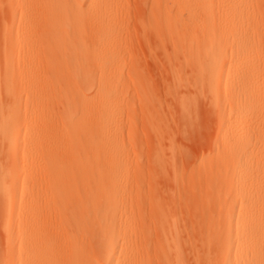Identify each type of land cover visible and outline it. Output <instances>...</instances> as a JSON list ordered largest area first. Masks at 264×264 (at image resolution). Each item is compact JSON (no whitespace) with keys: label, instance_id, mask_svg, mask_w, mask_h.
I'll use <instances>...</instances> for the list:
<instances>
[{"label":"bare ground","instance_id":"bare-ground-1","mask_svg":"<svg viewBox=\"0 0 264 264\" xmlns=\"http://www.w3.org/2000/svg\"><path fill=\"white\" fill-rule=\"evenodd\" d=\"M151 1L152 18L159 23L149 24L148 10L144 28L149 31L153 23L159 29L163 23L170 30V40L165 27L160 36L152 30L160 42L169 40L164 54L160 42L155 48L175 79L166 92L177 98L181 86L192 90L177 99L180 107L174 103L183 119L206 96L217 129L211 149L205 145L207 153L188 165L183 159L188 149L184 154L181 144H173L165 152L161 132L160 140L153 135L158 144L149 137L156 146L148 161L151 209L146 224L138 219L133 225L140 185L127 175L143 171L120 131L128 102L118 0H6L8 21L0 39V242L5 251L0 263L144 264L149 258L150 264H187L189 253L197 264H264V42L251 28L256 1L169 0L178 17L190 16L189 41L173 31L180 17L176 23L168 0ZM179 63L189 70L186 76ZM135 66L137 76L142 69ZM139 81L134 92L146 106L143 116L152 123L150 130H158L164 126L155 108L159 97H152L151 85L148 95L147 82ZM163 175L173 186L171 201L155 193L154 183Z\"/></svg>","mask_w":264,"mask_h":264},{"label":"rangeland","instance_id":"rangeland-1","mask_svg":"<svg viewBox=\"0 0 264 264\" xmlns=\"http://www.w3.org/2000/svg\"><path fill=\"white\" fill-rule=\"evenodd\" d=\"M254 1H256V2H254V7H253V10L251 11V14L253 15V16L251 15V19L253 21L252 22V25H251V28L254 29V27H255V29L254 30L251 29V28L250 29L253 30V32H255L258 35L257 37H260L262 39V42H264L263 41V38H264L263 37V35H264V0H260L259 3L257 2L258 0H254ZM5 2H6V0H0V39L2 37L3 27H4L5 23H7L6 20L8 21L7 6H6ZM118 3H119L118 4L119 5V11H118L119 14H117V18L118 19L119 18L121 19V20L120 19L118 20L119 27L121 28L120 29L121 33L119 32L121 34V36H119V38H120V40H122V41H124L126 43L125 44V48L127 47L126 48L127 49L126 50V54L122 56L124 58V61H123L122 64L124 65L123 66L124 67L123 68V73H124V76L125 77H124V81L123 82L125 84L124 85V88H125V91H126L125 92L126 93V96H127L126 99H127V102H128L127 109L125 108V112H124V118H123L124 120H123L122 124L120 125V131L123 132L124 135L126 136V139H125V142H124V146L128 150H131V151H135L136 152L137 156L140 159V162H141V165H142V171H143V173L140 174V172L132 171L131 170L128 173V175H127L128 176L127 177L128 178L127 180H129V182H133V184L140 185L139 193L141 195V199L139 200L140 202L138 204V206L140 205V207H138L139 208L138 209L137 206H136V204H134L133 217H134V220L136 222H134L133 225H135L138 222V219H141L142 222L144 224H146L147 221H148L149 213H150L149 209H151L150 208V201L148 200V197L150 196V193L152 191L151 190L152 188L150 189V187L148 185V182L150 181V178H148L149 177V172L151 171V169H149V166H148L149 165V162L148 161H149V159H150V157H151V155L153 153V150L155 149L154 147H156V146H152L149 137H151L152 138L151 139L152 142H154L155 139L158 138V137L161 139V136L159 135L160 132H161L162 138H164L163 139V142L159 138H158V140H160L159 142H161L162 147L165 146L164 147L165 152H166V150H169L171 146L172 147H175L177 144H181V147L182 148L179 147L180 145H177V146L181 149L180 152H182V153H184V151H186V149H188L189 151L188 152L186 151V152H187V155H189V153H190V155L189 156H187V155L184 156L183 155L184 164L186 163V165H188L189 163H192L194 160L199 159V157H201L203 155V153H207V151L211 149L212 141H213L214 136H215L214 133L216 132L215 129H217V127H216L217 126L216 111H215L214 107L210 106L209 105L210 103L208 101H206V98L207 97L206 96L204 97V95L201 94V95H203L204 98L200 95L201 97H199V98L201 100L199 98L197 99V102H198V100L200 102V104L199 103L197 104V105H199V106H197V109L198 110L196 108L193 109V110L191 109V113L193 115L188 113L191 117L192 116L196 117V118H194V117L192 118V121H194V122H192L191 119H189L190 116H188L186 119H183L182 118L181 108H178V106L176 104L174 105V103H177L178 104L177 99L179 97H181V96L186 97V96L191 95V93H192L191 91L192 90L189 91L190 88L187 87V89H186L187 92H184L185 91L184 89L186 87L181 86V87H183V89L180 88V90H177L176 91L177 98L174 95L175 93L174 94L171 93V95H168V93H167V92H169V89H170V87H169V89L167 90L168 85L171 86V85H173L175 83L174 82L175 79L173 81L172 80L173 78H171L172 75L170 74V72H169L170 70L167 67L168 64L167 65H164V59H165V57L162 55V52H161V51H163V54H164L165 53V49L164 48H166V51L169 49L167 47V45H169V44L166 43L167 41L170 40L169 37H168V33L166 32V31L169 30V28L167 27L168 28V30H167V28L164 26L166 24H163V23L161 25L158 24V25H160L159 26V29L162 28V27H165L164 28V31L167 34L164 32V35H166L165 37H168L166 39H169V40H166L165 37H164V40H166V41L163 42V40H161V42H163V44H165V45H163V44L161 45V42H160V39L161 38L158 37L157 39L159 41H157V39L155 38L156 37L155 35H157L159 33H162L163 34V31H161L158 28H156L158 26H156V27L154 26L155 23L157 25V23H159V22L158 21L155 22L156 19L155 20L153 19L155 16L152 18V13H151V10H150L151 9L150 7L152 5V1L151 0H124V1L123 0L122 1L121 0H118ZM168 3H170V4H168ZM171 4H172V2H169V0H168L167 1V6L170 7V11L172 13V18L174 19V17H175L174 20H175L176 23H178L177 22V18L180 17V21H179L180 22V25L178 24L179 25V27H178L177 24H175L177 28L176 27H173L174 28L173 31L174 32L180 31L181 33L183 32L182 35L186 36L187 37L186 40L189 41L191 39V36H190L191 35V31H190V28L187 27L188 24L186 25V23H188L189 22V19H190V18H188L189 15L187 13L188 16H186V12H184L183 13L184 15L182 14L183 16L181 15V16L178 17L176 15V8L173 6V4L172 5ZM147 5H149V7ZM122 6H124V7L122 8ZM148 10H149V13H150L149 15L151 16V17L149 16L150 19H148V22L150 24L152 22V19H153L154 25L152 23L150 25V28H149L150 30L149 31H146L148 29H146L144 27H147V26L149 27V24L147 23V19H146L148 17V15H147L148 14ZM253 11H254V13H252ZM254 18H256L257 20H259L261 23H259V21L256 22L257 21L256 19L254 21ZM174 20H172V21H174ZM187 20H188V22H186ZM183 22H185V24ZM255 22H256V24H255ZM122 23H123V25H122ZM216 23H218V22H216ZM146 24H147V26H146ZM253 25H256V26H253ZM260 25H261V27H260ZM151 26L154 29H151L152 28ZM173 26H174V24H173ZM181 26H183V29L181 28ZM185 26H186V30L184 29ZM155 29H158L159 30L158 33L156 32L157 30H155ZM258 29H260V30H258ZM122 30H124V31H122ZM152 30H154L155 35H154V33H153ZM171 32H172V30H171ZM185 32H186V34H185ZM258 32H261V35H259L260 33L258 34ZM159 36H160V34H159ZM186 37H184V39ZM157 43H159L158 44L159 45V47H158L159 49L163 48V50L161 49V51L160 50L159 51L161 52L160 54L164 57V59L162 58L161 55H159V53H158L159 51L156 52V49L155 48H157L156 47L157 46ZM152 48L154 50V55L156 54L155 57H159L158 58V61H155L157 59H155L154 55L152 54L153 52H150V51H153ZM158 48H157V50H158ZM263 48H264V45H263ZM263 51H264V49H262V55H264L263 54L264 53ZM150 55H152V58H151ZM162 59H163V63H162ZM160 61H161L162 65H163V68L161 66ZM165 62H166V60H165ZM137 64L142 69V73H140L141 72L140 71L141 69L139 67L137 68V66H135ZM132 65L135 66L138 69V71H140L139 72L140 75H143V73H144V75H143L144 77L143 76H138L139 73L137 74V76L134 73H132V70H131L132 67H133ZM178 69L180 71V74L182 73L184 76H186V74H188V72H189V70H187L186 67H184L183 65H181V63L178 64ZM133 75H134V77H133ZM140 77H142L147 82V85L144 86V84H146V83H143L144 80L141 81L142 78H140ZM137 78L143 83V86L145 87V90H146L145 92L146 93L147 92L149 93L148 95L151 94L150 92H152L153 94L156 92V94L152 95V97H154V96H156L157 98L159 97L158 99L155 98V101L157 99L158 100L157 102H159V105L158 106L155 105V108L158 110V112L160 111L159 114L163 117L162 118L163 121L161 123H159V122L158 123L161 124V125H164L165 126V130L162 129V127H164V126H162L161 128H159L158 130L153 129V128H155V127H153V125H152V127H153L152 130H150V127H151V124L152 123L150 122V124L148 125V121L146 122V119L143 116V113L145 111V110L143 111V107L146 109V106H144V102H143L142 98L136 95L137 92H134V91H136L135 83H136V81L137 82L139 81V80H136ZM140 81H139V83H140ZM150 85L153 86L154 89L155 88L156 89L154 90L153 87H152V89L150 87H148ZM164 86H165V88H164ZM147 87L149 88L150 92L148 91V88ZM157 87H159V88H157ZM165 89L167 90V92H166ZM157 91H159V92H157ZM161 91H162V93H161ZM178 91H180V92H178ZM177 93H179L180 95L178 96ZM186 93H188L189 95H187ZM165 94H166V96H165ZM172 94L174 96H172ZM181 94H184V95H181ZM138 98H140V100H142L143 106H142V103H140V100ZM174 98L176 99V102H175V99ZM202 98L204 99L203 100L204 101L203 103H202ZM205 102H207V103H205ZM201 103H202V105H201ZM201 106L203 108L205 107L204 110H202L200 108ZM179 107H180V105H179ZM161 109H163V110H161ZM157 110L155 111V113L157 112ZM161 111H162V113H161ZM192 111H194V113L196 111L197 114H194ZM146 112H147V109L145 111V114H147ZM178 112H179V114H178ZM206 112L208 113V116H207V113ZM130 113H131V118L129 116ZM263 113H264V111H262V113L260 114L261 117H262ZM210 114H212V115H210ZM160 115H158V116H160ZM180 115H181V119H180ZM201 116H203V117L201 118ZM260 116H259V119H263L264 118V115H263V118H261ZM166 117H168V118H166ZM146 118H147V120L150 119L149 121H152L153 120V118L151 120V118H148V116ZM214 118H215V120H214ZM154 119L157 122L156 119H160V118H157V116H156V117H154ZM184 120L185 121L186 120H190V121H186V123H184L185 122ZM200 121H202V122H200ZM158 123L155 124V122H153V124L156 125V127H157V125H159ZM194 123L196 124V127L194 126L195 125ZM199 123H202L201 126H199L200 125ZM129 124H131V125H129ZM214 124L216 125L215 126L216 128L214 127ZM184 125L187 126L185 128H188V129H185L184 128ZM130 126H131V128H130ZM167 129H169L170 132H168ZM188 130H189V132H188ZM186 132L189 133V135ZM193 132H195V133H193ZM155 134H158V135H156L157 137L156 136H153ZM167 134H168V136H167ZM129 135L133 137V141L134 142H132V141L130 142L128 140V139L132 140ZM163 135L165 137H163ZM168 137L169 138L170 137L172 138V139H169V141H168L169 142V145H168V142H164V141L168 140ZM175 137L178 138V139H176ZM173 138L176 139L175 141L178 140V142L175 143L173 141ZM191 138H194L195 142ZM197 138H199V140ZM180 139H182L183 141H181ZM204 139L205 140L207 139L208 141L207 140L205 141ZM190 140H192L193 142L191 141L192 142L191 143ZM201 141H204L205 143L203 144ZM163 143H166L167 146H169V147H167L166 144H163ZM155 144H158L157 139H156V142L153 145H155ZM173 144L175 146H173ZM197 144H198V146H197ZM205 145H206V147L209 146V149L207 148L208 150L206 149ZM178 147L176 148L177 150L179 149ZM183 147L185 148V150L183 149ZM202 147H203V152L201 153ZM186 152L184 154H186ZM167 153H169V151ZM197 155H199V156L197 157ZM192 159H194V160L192 161ZM190 161H192V162H190ZM163 177H164V179L165 178L170 179L167 175L166 176L163 175ZM164 179L163 178L160 179L159 181H157L158 183L155 182L154 183L155 184L154 186H156V187H154V188H156V190L154 188L153 189L156 191L155 193L157 195H159V197H163L162 195L164 194V198H166V197H168V193L170 194V192H172L171 190H172V187L173 186L171 187L172 184L169 183L171 180L169 181V180L165 179V180H167V182H166V181H164ZM162 180H163V183H162ZM160 182H161V184H160ZM158 184H160V185H158ZM168 184H170V185H168ZM166 185L168 187H170L169 188L170 190H168V188H166L167 187ZM159 188L160 189L162 188L161 189L162 193H160V189ZM164 190H165L166 194L164 193ZM148 201H149V204H148ZM166 201H171V198H169V199L166 198ZM187 220H190V219L187 218ZM189 222H191V220ZM0 235L2 236L1 231H0ZM1 236H0V238H2L4 240L3 236L2 237ZM132 240H133V238H132ZM15 243H16V245H18V243H19L18 240H16ZM3 247H4V241L3 242H0V249H1V252H0L1 255L0 256L2 257V258H0L1 260L5 256V251L3 250ZM186 255H188V257L186 258L187 259V264H194V263L197 264V260H195L196 258L193 256V254H192V258H191V254L189 255V253H188ZM146 258H148V256H146ZM1 260H0V262H1ZM148 260H149V258H148ZM148 260H145V263L144 264H150V260L149 261ZM0 264H3V263H0Z\"/></svg>","mask_w":264,"mask_h":264}]
</instances>
